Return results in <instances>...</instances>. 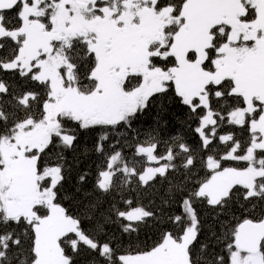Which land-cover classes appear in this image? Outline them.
Segmentation results:
<instances>
[{"label":"snow or ice","instance_id":"snow-or-ice-1","mask_svg":"<svg viewBox=\"0 0 264 264\" xmlns=\"http://www.w3.org/2000/svg\"><path fill=\"white\" fill-rule=\"evenodd\" d=\"M0 264H264V0H0Z\"/></svg>","mask_w":264,"mask_h":264}]
</instances>
